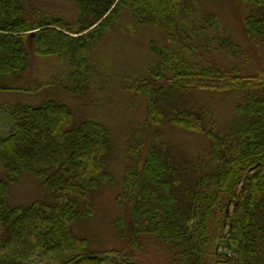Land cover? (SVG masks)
Wrapping results in <instances>:
<instances>
[{"label":"trees","instance_id":"trees-1","mask_svg":"<svg viewBox=\"0 0 264 264\" xmlns=\"http://www.w3.org/2000/svg\"><path fill=\"white\" fill-rule=\"evenodd\" d=\"M72 1L77 6L73 22L49 12L26 10L18 0H0V75L21 73L30 53L56 55L69 66V92L78 93L88 79L91 47L124 13L132 19L127 25L131 31L134 25L157 27L171 43L179 34L190 41L199 39L203 49L208 41L232 57L240 53L239 44L219 18L212 12L198 14L194 0ZM244 1L248 9L242 19L245 35L249 41H264V0ZM179 45L173 49L150 41L159 59L139 82L147 115L155 123L169 116L172 123L205 135L210 147L198 162L182 166L164 144L152 142L142 161L129 166L122 178L117 203L123 212L116 226L129 246L137 249L142 246L139 234H152L172 251L175 264H222L217 250L210 260L205 250L212 238L220 241L225 235L235 243V256L227 262L264 264V69L244 74L213 61L191 60L183 54L187 48ZM158 82L167 89L160 85L155 96L148 90ZM193 89L246 91L244 100L235 106L241 122L224 133L215 124L207 126L200 111L183 109L174 114L165 110L163 103ZM2 109L11 126L8 135H0L4 172L0 178V264H23L40 256L46 264H108L106 251H93L73 230L79 201H88L97 187L111 181L104 160L111 149L106 125L94 119L72 125L70 107L55 98L38 105L4 104ZM22 169L41 181L46 195L12 206L10 185ZM91 208L85 205L89 214ZM219 212L222 215L216 222ZM227 219L229 231L224 233ZM216 224L217 234L212 228ZM109 264L148 263L125 256Z\"/></svg>","mask_w":264,"mask_h":264},{"label":"rangeland","instance_id":"rangeland-1","mask_svg":"<svg viewBox=\"0 0 264 264\" xmlns=\"http://www.w3.org/2000/svg\"><path fill=\"white\" fill-rule=\"evenodd\" d=\"M18 2L26 10L49 12L71 22L77 16V6L72 0ZM194 3L198 14L212 12L219 18L221 25L239 44L238 56L232 57L208 41V47L203 49L199 39L193 38L190 41L179 34H176V42L171 43L165 33L157 27L134 25V31H131L127 25L132 19L128 13H124L116 26L91 47L88 79L85 87L78 93L69 92L68 88L72 86L69 66L56 55L39 56L30 53L21 73L0 75L1 136L8 135L11 126L7 112L2 109L4 104L22 102L38 105L48 98L58 99L70 107L72 125L83 119H94L108 128L111 149L104 156V160L110 171L111 181L97 187L88 201H79V216L73 227L74 232L85 239L90 249L106 251L104 256L108 264L113 259L122 261L125 256L148 264H175L172 251L152 234L140 233L142 246L137 249L129 246L124 233L116 226L115 220L120 218L123 212L117 203L122 178L129 166H136L142 161L152 142L160 146L164 144L182 166L198 162L210 147V140L205 135L172 123L169 116L161 123H155L148 118L147 101L144 92L139 88V82L142 77L149 76L152 65L159 59L151 51L150 41L156 40L160 45H170L173 49L180 48L181 44L187 48V51L183 50L187 58L213 61L239 73L252 74L264 69V41H249L245 35L242 19L248 9L244 0H194ZM193 45H197L198 50H192ZM160 85H163V90L167 89L165 83L158 82L149 87V93L158 96L155 90ZM1 86L10 88L3 89ZM245 94L244 90L193 89L171 98L163 103V106L167 112L174 114L183 109L200 111L204 113L207 126L215 124L219 130L229 133L241 122V115L236 112L235 106L244 100ZM175 106L177 109H174ZM3 176L0 164V178ZM45 195L46 189L41 181L22 169L16 183L10 185L8 202L12 206L27 205ZM86 204L92 207L90 214L85 210ZM221 215L222 212H219L216 222ZM124 216L129 219L128 210ZM226 221L224 233L229 231L228 219ZM213 227L216 228L217 234V224L212 225ZM218 240L212 238L208 243L205 250L207 257L212 259L213 250H217L222 264H230V261L226 260L235 256V243L226 235L222 240ZM214 243L218 244V247L215 245L214 248ZM112 250L119 254L115 255L110 252ZM222 252H225L226 256L222 257ZM23 264L46 263L40 256Z\"/></svg>","mask_w":264,"mask_h":264}]
</instances>
